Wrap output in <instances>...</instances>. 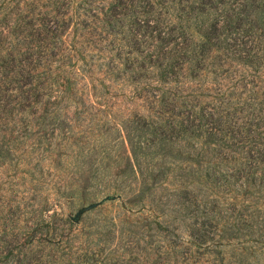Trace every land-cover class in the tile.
<instances>
[{
	"label": "rangeland",
	"instance_id": "obj_1",
	"mask_svg": "<svg viewBox=\"0 0 264 264\" xmlns=\"http://www.w3.org/2000/svg\"><path fill=\"white\" fill-rule=\"evenodd\" d=\"M158 2L0 0V264H264V191L251 180L243 187H215L197 178L202 171L197 164L164 159V151L153 154L151 149L149 154L144 133L127 137L126 121L153 116L154 105L134 97L142 80L132 78L125 68L138 69L143 56L157 49L159 21L174 24L177 19L173 5L162 9ZM148 15L150 27L142 23ZM26 17L29 33L36 43L40 40L39 52L60 53L48 66L38 68L39 84L57 82V87H67V93L40 106L35 115L15 117L11 107L20 99L8 57L26 50L30 38L17 28ZM119 55L121 60L115 58ZM129 57L133 65L126 67ZM237 68L238 75L257 86L256 102H262L264 71L253 74ZM3 73L11 81L2 78ZM153 73L150 85H161L159 71ZM205 76V81L188 80V86H209L210 95H216L214 75ZM2 85L9 87L8 92ZM233 86L226 82L224 93L234 102L233 95L240 91ZM245 93L239 98L248 101ZM222 118L227 142L220 147L236 151L241 158L262 145L261 122L255 117L224 113ZM131 144L138 159L147 155L155 174L166 171L163 179L152 177L149 183L157 180L153 189L141 195L134 194L141 189L142 178L131 174ZM184 147L193 149L196 144L189 141ZM89 167L98 172L82 175ZM180 173L187 175L188 200L197 197L200 208L179 199L186 180ZM90 182L95 187H89ZM197 215L200 223L210 220L207 231L213 241L206 247L198 246L191 235ZM70 222L73 235L66 239L63 229ZM37 224L43 232L38 233L39 242L28 247ZM48 238L64 239L56 262L52 256H38L53 253L46 245ZM3 241L10 253L3 251Z\"/></svg>",
	"mask_w": 264,
	"mask_h": 264
},
{
	"label": "trees",
	"instance_id": "obj_2",
	"mask_svg": "<svg viewBox=\"0 0 264 264\" xmlns=\"http://www.w3.org/2000/svg\"><path fill=\"white\" fill-rule=\"evenodd\" d=\"M158 4L162 9H166L169 4L173 5L172 10L177 19L174 24L166 23L165 20L157 23V27H161L157 37V49L143 56L138 69L128 66L133 65L130 57L125 59L126 67H129L125 70H129L130 76L142 82L146 81L137 84L133 91L134 97L144 100L149 106L154 105L150 109L153 116H134L133 121L130 119L126 121L127 137L130 139V134L144 133L145 149L149 154H152L151 149H153L155 150L153 154L156 150L164 151L161 153L164 159L193 162L201 167L202 171L198 170L192 174L199 172L198 179L203 178L215 187L231 184H239L243 187L251 180L252 185H257L259 191H264V139H259L261 146L245 151L241 158H237L236 151L218 145L227 142L224 138L225 132L222 130L224 113L227 117L243 114L255 117L261 122L258 124L261 125L259 137H264V100L257 103V86L247 79V76L236 73L237 66L247 68L253 74L264 71V0H160ZM145 18L142 23L150 27L152 22L150 15ZM28 20L27 17L21 18L17 23V28L22 29V32L25 31V38H30L26 43V50L17 52L18 55L10 54L8 57L10 60L8 69L20 99L15 107H11L10 114L15 117L25 114L35 115L40 111V106L48 105L52 98L63 99L67 93V87L63 88L60 85L57 87V82L39 84L37 78L42 75L38 68L48 66L51 60L59 57L60 53L39 52L40 40L36 43L33 39L35 35L29 33ZM130 55L131 53L128 54ZM115 58L121 60L122 56ZM5 60L8 59L5 58L1 62H6ZM154 69L159 71L161 85L152 86L149 83L154 76ZM208 73L214 75L216 95H210L209 86L204 89L197 86L192 89L188 86V80L205 81L207 77L205 74ZM1 76L11 81L8 73H3ZM226 82H231L234 90L240 91L233 95L236 99L234 102L228 98L229 96L225 97ZM2 87L8 92V86L2 85ZM245 92L249 93L245 97L249 99L248 101L239 98L246 94ZM222 105H226L227 109L224 110ZM45 112L46 110L43 114ZM15 117L14 123L17 120ZM29 126L30 129L31 125ZM25 129L28 130V127ZM189 141H194L196 147L185 148L184 144H189ZM207 142L213 145L204 146ZM131 149L134 155L131 174L136 178H142V190H137L134 194L141 195L153 189L157 180L149 183L152 177L163 179L166 171L160 170L155 174L153 167L147 163V155H143V159H138L132 144ZM221 161L232 163L228 166H220ZM97 172L94 167H89L83 169L81 174L94 175ZM179 176L186 179L179 190V199L187 202L189 201L187 196L191 193L186 187L187 175L180 173ZM95 185L88 183L91 188ZM105 187L108 188V185L105 184ZM118 189L122 190L123 187ZM189 202L193 205V209L201 207L197 197ZM179 207L182 208L183 205ZM194 218L191 224L192 238L198 246L206 247L213 241L207 231L210 220L200 223L198 215ZM73 225L70 222V225L64 227L63 234L66 239L72 237ZM36 227L30 236L28 247L39 242L38 233L43 230L38 224ZM15 239L18 241L19 235H15ZM48 239L46 245L53 249V253L49 255L42 253L38 256L40 259L44 256H52L56 262L63 252L64 239H59L58 242H54L52 238ZM3 243L5 244L3 251L10 253L7 241ZM195 253L198 257L201 256L200 252L195 251ZM1 259L2 254H0Z\"/></svg>",
	"mask_w": 264,
	"mask_h": 264
}]
</instances>
